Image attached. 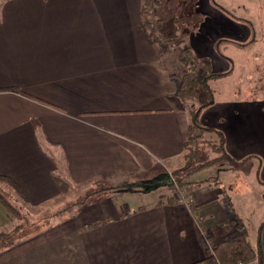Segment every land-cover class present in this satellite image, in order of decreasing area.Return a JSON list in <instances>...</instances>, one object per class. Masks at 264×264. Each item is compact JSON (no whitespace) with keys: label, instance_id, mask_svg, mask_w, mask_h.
Wrapping results in <instances>:
<instances>
[{"label":"crops","instance_id":"0c3cea01","mask_svg":"<svg viewBox=\"0 0 264 264\" xmlns=\"http://www.w3.org/2000/svg\"><path fill=\"white\" fill-rule=\"evenodd\" d=\"M160 1L149 23L162 44L146 37L143 0L0 1V175L21 189L23 198L12 195L26 215L71 208L0 251V264H192L238 235L217 183L177 174L193 134L174 70L189 49L226 73L208 83L201 120L222 133L223 159L254 161L264 185V0H199L190 36L207 42L183 48L169 8L191 0ZM168 168L186 178L175 183L188 205L169 188ZM130 181L144 192L129 193ZM77 193L84 198L66 205ZM138 195L146 203L128 202ZM16 223L0 201V233ZM261 235L264 260V226Z\"/></svg>","mask_w":264,"mask_h":264},{"label":"rangeland","instance_id":"374dc122","mask_svg":"<svg viewBox=\"0 0 264 264\" xmlns=\"http://www.w3.org/2000/svg\"><path fill=\"white\" fill-rule=\"evenodd\" d=\"M165 1H170L168 4L171 3V0H165ZM215 1L216 0H212L210 4L213 8L215 7L218 8V4L216 3L217 6L215 5ZM146 2L148 3L147 7H150L149 10H154L156 0H146ZM162 6L164 7V5ZM199 7H200L199 0H191V2L186 1L185 3L174 1V6L172 8H169V10L174 11L170 14L169 19L172 20V22L174 23L173 27L175 28V31L177 33L176 34L177 40L176 41L174 40L173 42H176L177 45L180 44L182 48L186 47L189 43H191V39L197 40L200 38H205V36H207V34H196L195 31L192 37L190 36V32L193 31L191 28L195 27L196 22H198L199 20V14L196 15V13H194V10ZM218 10L222 11L221 9ZM223 10L226 13V10L225 9ZM204 19L213 20V18H211L210 15L204 17ZM182 23H184L186 26H181ZM180 29H182L183 32L182 31L180 32L179 31ZM200 40L207 42V39H200ZM176 44L172 45V48L175 49H170L171 56L168 57L170 64H174L177 61L178 50L175 47ZM211 60H212L211 56L199 58L194 55V61L197 64L209 63ZM186 68H187L186 63H183L178 70H174V73L184 74ZM214 70L217 69L214 68ZM208 99L209 96L207 95V93L202 88H197L195 90L193 100L186 103V105L184 106L185 110L190 112V110L196 108L197 106L205 104L208 101ZM192 134L193 137L195 136L196 138L195 139L196 143L195 145H190V148L192 149L198 148L199 152H197V154L192 158L185 160L181 165L180 169L177 170L178 171L177 174L179 175L184 174L187 177L193 175L190 177L191 181L207 180L212 183L216 182L219 189L224 190L225 195H227V197L230 198L232 207L233 208L235 207L236 209L235 213L245 225L250 242L254 246L255 240L257 242L258 239H261L262 236L259 231L260 224L258 227L256 226V224L258 222V219H260V217L262 218L264 217V185L261 186L258 184L260 177L258 178L257 170L255 166H253L256 163L254 161H251L249 164L240 163L239 165H233L227 162L225 159H223V157L220 156L221 151L218 148L219 136L217 135L216 132L210 133V132L197 130L196 132H192ZM206 162L208 163L206 164ZM200 164H204V165L200 166ZM168 169L171 175L170 177L174 178L172 182L174 181L177 183L180 180V182H182L183 184L186 178L183 177L182 179H180L173 177V175H176L175 174L176 171L173 172V170L175 169L174 168L173 170H170V168ZM128 186L129 188H127ZM141 186H143L141 183L134 184L133 182L130 181L127 184H125L126 188L124 189H132L131 191H129V193H133L137 195L139 193L144 192ZM67 187L65 188L66 191H68ZM176 188H178V186ZM61 189H63V187H61ZM0 190L1 191L3 190V193H5V195L7 194L10 202L14 206L19 207L17 202L15 201V198L12 195L13 192L10 191L8 187L0 186ZM135 191L138 193H136ZM10 194L12 196H10ZM96 195L97 194H92L89 197H95ZM143 195H148V194L143 193ZM84 196H78L77 193L71 199L69 197H66L65 198V200L67 201L66 205H72L73 202H76L77 199H83ZM133 198H137V197H133ZM133 201L136 203L139 202L146 203L144 197L141 196H139L137 200L131 199L128 202L132 203ZM225 207L229 210L227 204H225ZM19 209L21 210L22 214H24L26 217L24 219V223H27L28 221H29L28 223H36V225L33 224V226H31V228L33 229L48 223H52L56 221L60 215L64 214L62 212L64 209L59 210L60 211L59 212V211H55V209L53 210V209L43 208V209L34 210L35 212L34 214L29 212L30 215H26L25 214L26 211H24L22 208ZM70 209L71 208L69 206L65 207V211H64L65 214L69 213ZM61 212L63 214H61ZM43 214L45 215L44 217ZM21 223L24 224L22 221ZM4 232H9V231L6 230Z\"/></svg>","mask_w":264,"mask_h":264},{"label":"trees","instance_id":"16d2710c","mask_svg":"<svg viewBox=\"0 0 264 264\" xmlns=\"http://www.w3.org/2000/svg\"><path fill=\"white\" fill-rule=\"evenodd\" d=\"M162 2L160 0H156L155 6L157 8H162ZM148 3L146 0H143L142 3V11L144 22L142 27L146 34L148 41L151 44H162L164 42L163 35L160 32V27L155 26L150 22L151 15L149 13V8L147 7ZM180 58L186 63V69L184 71L183 76L177 80V97L180 102L186 105V103L193 100L195 90L197 88H202L207 95L209 96L208 101L196 108L190 110L191 116V132L204 131V132H216L219 136V145L218 148L221 151V157H225L226 151L224 149V138L220 131L215 130L210 125L204 123L201 120V115L203 110L212 102L213 94L211 89L208 86V83L212 80L222 78L226 76V73L215 72L211 69L209 64H197L194 61V54L189 49H183L179 52ZM211 101V102H210ZM195 136L187 139L186 142V154L185 156H189L192 158L199 152L198 148H190V145H195L196 140ZM216 160V159H215ZM213 161V160H212ZM211 162V161H210ZM208 162H206L207 164ZM204 165V164H200ZM57 183L62 192H65V188L68 186L65 182L58 180ZM179 187L181 188L182 182H177ZM0 185L7 186L15 196L19 198H23V193L19 186L9 177L0 175ZM174 188L173 184L169 185V188ZM221 202L225 205H228V208L231 213L234 214V208L232 207L231 200L227 195H225V191H221ZM0 201L6 206L8 211L11 213L12 217L15 218L17 224L9 230V232H1L0 233V251L6 250L13 246L19 239L27 233L26 231L33 226V223H20L23 222V215L19 208L15 207L10 200L6 197L5 193L0 190ZM64 211V210H63ZM62 211V212H63ZM233 223L235 228L238 231V235L228 237L218 244L214 245L212 250L209 251L207 257L201 261L192 263V264H247L251 261H257L258 264H264L263 260V251L260 240L256 242V245H252L242 220L238 218L236 214H234ZM264 226V220L260 224L259 231L261 234V230Z\"/></svg>","mask_w":264,"mask_h":264},{"label":"built area","instance_id":"2783aa9c","mask_svg":"<svg viewBox=\"0 0 264 264\" xmlns=\"http://www.w3.org/2000/svg\"><path fill=\"white\" fill-rule=\"evenodd\" d=\"M173 185H174L175 187H177L174 181H173ZM176 196H177V200H178L180 203H185V204L188 205V202H187L186 198L183 196V193H182L178 188H177Z\"/></svg>","mask_w":264,"mask_h":264}]
</instances>
